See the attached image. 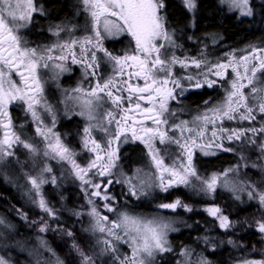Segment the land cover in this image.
Instances as JSON below:
<instances>
[{
  "label": "snow or ice",
  "instance_id": "snow-or-ice-1",
  "mask_svg": "<svg viewBox=\"0 0 264 264\" xmlns=\"http://www.w3.org/2000/svg\"><path fill=\"white\" fill-rule=\"evenodd\" d=\"M221 3L227 4L229 10H239L243 16L252 15L249 0H221ZM82 4L84 11L91 19L93 34L41 49L28 46V42L21 34V30L31 24L33 14L38 11L34 0H0V131H3V138H0V160L14 155V152L10 151L13 145H22L34 155L39 153V149L33 143L22 139L14 129L9 106L14 102H21L26 105L25 112L30 113L33 122L36 123L37 136L43 137L45 141L43 155L69 163L76 178L84 185H90L96 189L101 187L100 184H93L91 180L86 179V176L93 168L98 169L96 174L99 176L109 175L116 160L119 159L117 154L119 142H129L127 134L130 132L133 142L139 140L149 149L148 155L152 164L160 173L158 186L161 191L167 192L170 188L181 184L194 187L191 184L192 177L201 181L204 186L201 191H215L220 177L213 174L210 179H202L199 176L192 162L193 149L199 148L204 155H215L216 152L212 149L232 151L231 148L224 147L225 137L231 142L247 139V132L264 133V126L248 130H229L223 127L225 120L239 119L252 122L256 120L257 112L264 115V49L252 47L250 52L238 58L233 54H226L227 62H217L209 67V62L206 59L192 58L189 60L188 57L180 59L174 52L169 55V49H174L178 45L173 38V33H170L165 26V17L160 14L165 7L163 0H82ZM183 4L189 12L194 11L197 7L195 0H183ZM61 31L63 29L58 26L53 35L59 36ZM123 34L131 37L134 42L135 47L132 54L126 53L123 57L115 56L104 48L103 41L106 37ZM77 46L82 57L80 60L77 59V54L74 51ZM57 48L62 53L65 51L71 53L73 63H85V71L87 72V69L91 68L93 76L99 69L98 52H103L108 61L112 62L114 72L121 78L125 74V68H128V80L117 81L115 77H110L102 85L97 82L90 91L83 92L82 97H78V99H82V107L87 110L90 121L96 119L95 109L103 106L105 96L112 104V109L105 113L106 125L101 122L97 125H89L84 129V147L90 152L104 153V156L97 155L87 168L81 167L76 162L77 154L62 143L58 134L53 133L55 116H53L52 127H48L43 124L37 111V106L41 103L39 97L43 92L39 76L40 67L48 68L49 62L54 59L61 61L67 59L66 55L53 56ZM189 63L197 69H201L202 66L207 67L206 71L199 72L195 76L184 77L189 82L195 80L196 88H201L204 84L213 88L217 84V80H212L209 77L215 75L223 80L229 68L235 78L230 82V87L226 89L224 99L220 103L194 117L192 122L170 123V117L175 116V112L170 110L169 101L176 100V89H181L180 95H183L187 90L182 86L181 81L174 77L172 68L176 64L187 68ZM55 67L61 71L67 70L63 63L55 64ZM21 69L25 71L22 72ZM13 73L20 76V84L13 79ZM133 77L143 80L144 85L130 83L129 81ZM169 84L172 87H169ZM73 91L82 93L83 90L77 88ZM125 91L128 92L126 98L123 96ZM125 99L128 100L127 108L124 107ZM133 100L136 101L134 106ZM139 101H145L151 107L142 108ZM208 103L205 101L206 106ZM45 110L52 111L51 107L47 105H45ZM133 113H139V116L150 120L155 126H147L144 120L136 118ZM129 121H131V125ZM217 121L220 122L219 126H217ZM113 124L116 125L115 132L112 131ZM209 125L212 126L211 138L207 137ZM93 127H98L108 137L107 147H102L101 143L91 138ZM177 131L180 133L179 137L174 135ZM185 133H187L186 136ZM53 136H55V143L51 138ZM156 140L160 145L165 146L163 151H167L168 145H177L182 150L181 156L186 154L187 164L181 160L178 167L175 163L172 166H166L162 150L155 147ZM114 142L117 143L115 149L112 147ZM89 143L92 147H89ZM251 143L255 144V140H252ZM261 150L264 151V145H261ZM104 159L107 160V163H102ZM43 171L51 172L52 169L45 167ZM230 171L233 169H229L223 174L225 178ZM165 173L168 174L167 182H165ZM28 179L39 198L38 201L34 199L33 202L37 203L42 211L54 216L55 213L48 207L41 194V186L47 183V180L42 176H29ZM55 182V177H53L52 183ZM111 182L109 180V183ZM143 183L141 181V184ZM129 184L131 185L129 188L131 195L138 196L140 193L136 186L132 185L131 181ZM225 186H227L226 179ZM254 191L248 192L249 199L255 198ZM93 195L99 196L100 193L97 191ZM102 198L111 199L106 195ZM259 202L261 206H264V193L259 194ZM89 203L93 202L89 200ZM181 206L186 211H192L179 199L172 203L159 205L160 208L173 211ZM104 207L108 212L115 211L107 203ZM206 211L209 215L216 216L220 220L221 228L230 227L228 217L220 215L218 207L208 208ZM90 215L97 217L93 230H98L111 238L99 241L103 244L101 254H113V259L118 261V264H155L158 254L172 251L167 234L174 229L161 219H146L121 213L116 221H110L107 216L99 218L95 207L92 208ZM109 225L111 226L109 227ZM45 230L46 226L40 229L41 232ZM258 230L264 233V223H259ZM68 235L71 236L72 233L69 232ZM229 242L231 243V241ZM119 243L127 244L131 254L121 257L118 254ZM73 247L80 253L82 264H94L92 257L85 255L75 244ZM0 264H7V262L0 257ZM201 264H207V262L202 261ZM244 264H264V261H245Z\"/></svg>",
  "mask_w": 264,
  "mask_h": 264
},
{
  "label": "flooded vegetation",
  "instance_id": "flooded-vegetation-1",
  "mask_svg": "<svg viewBox=\"0 0 264 264\" xmlns=\"http://www.w3.org/2000/svg\"><path fill=\"white\" fill-rule=\"evenodd\" d=\"M178 6H180L186 13L187 18L184 21V29H181L182 25H179L177 23H174L170 20L169 14L166 7V1L163 0V3L165 7L161 10V15L165 17V26L167 30L170 33H173V38L178 45V47L174 49H169V55H171L172 52L175 53L177 57L180 59H184L185 57H188L189 60L192 58L196 59H206L210 61V65L215 64L217 62H227L228 56L226 54H233L236 57L237 56H243L246 55V53L250 52L251 45H254V47L259 48L260 44H256V42H251L250 40H246L243 42L238 43H224L223 37H219L216 40L212 39V36H209L210 32L206 33H194L195 30V22H196V16H197V9H198V2H196V9L192 12H189L187 8L183 4V0H173ZM34 5L38 9L37 12L33 14L32 22L31 24L21 30V34L23 35L24 39L28 42V46L33 48H48L52 47L56 44H62L65 41H69L71 39H81L86 35H92V24L91 19L89 15L84 11L82 0H72L68 15L61 16L59 18L55 17H49L45 10L44 6L40 2V0H34ZM215 5L218 10L221 11L223 16L231 17L234 19L235 22H239L241 20H250L252 16H240L237 13H234L232 10L225 11L223 7L221 6V3L219 0H215ZM42 11V14H41ZM63 29V31L60 32L59 36L53 35V32L57 29V27ZM246 29H249L246 27ZM162 42V41H161ZM103 46L106 48L110 53H112L115 56L123 57L126 53L132 54V51L135 47L134 42L131 40V37L127 36L126 34L114 36V37H106L103 41ZM74 51L77 54V59H82L80 54V49L77 46ZM61 55H66V60H59L54 59L53 61L49 62V67L44 68L40 67L39 69V76L41 80V84L43 87V92L40 94V105L37 106V111L39 115L41 116V119L43 121L44 125H47L48 127H52L53 125V116H55V126L52 127V131L55 134H58L60 136V139L62 143L70 147L77 155L75 156V159H92L90 151L84 147V139H85V133L84 129L86 127H89V123H85L84 120L81 117L80 111L77 110V103L82 102V99H78V97H82L83 92L90 91L91 88L95 87L97 82H99L101 85L108 80L110 77H115V79L118 81L120 79L128 80V68H125V74L121 78L120 76L116 75L114 72L113 67L108 66V70L106 68L107 62H109L112 66V62L108 61L107 57L104 56L103 52H98L97 55L99 57V69L95 76L92 75V69H87V72L85 71L86 64L85 63H73L72 62V55L71 53L65 51L61 52L59 48L55 50L53 53L54 57H59ZM220 56L218 60L213 62L215 60V57ZM206 57V58H204ZM90 60V57H89ZM213 62V63H212ZM63 63L66 71H61L59 68L55 67V64ZM190 64V63H189ZM207 68V67H205ZM203 68L200 69V71ZM22 72H24V69H21ZM135 71V69H133ZM174 77L179 79L181 81L182 86L187 89L184 91L183 95H180L181 89H176L175 95L176 100H170L169 101V108L171 111L175 112V116L170 117V123H180L181 121H189L192 118L197 116V112L205 106V101H208V104H211V106L216 105L220 103L226 94V89L230 87V82L235 78L234 73H232L231 69L229 68L226 72L225 79L220 80L215 75L210 76L209 78L212 80H217V84L213 88H209L207 84H204L201 88H196L194 85L196 83L195 80L189 82L188 80L184 79V77L188 76L185 67H181L179 64H176L172 68ZM199 71V72H200ZM26 75V72H25ZM13 79L20 84V76L13 73ZM133 85L139 84L140 86L144 85L143 80H137L135 77H133L130 81ZM23 88V85H21ZM169 87H172L171 84H169ZM80 88L82 89V93H77L73 91L74 89ZM202 90H206L209 92L207 97L203 99L201 102H198L196 105H192L190 102H188V95L192 93H201ZM245 91H248V89H245ZM119 94V93H117ZM123 96L126 98L128 96V92H123ZM77 100V101H76ZM76 101V102H75ZM136 103L135 100L132 101V104ZM141 104V107H151V105L147 104L145 101H139ZM45 105L50 106L52 111L48 112L45 110ZM124 107H128V100H124ZM26 105H24L21 102H14L9 106V112L12 118V123L14 126L15 131L21 135L22 139H25L27 141L34 142L37 146L43 147L45 149V141L43 137L37 136L36 134V123L33 122L32 116L30 113L25 112ZM112 109V104L108 100V98L105 96V103H103L102 107H98L95 110L103 115L102 120L104 121V124L106 125L107 121L104 119L105 113L108 110ZM123 113L121 112V115ZM133 115L138 118L144 120V123L147 126L154 127L155 125L152 124L150 120L145 119L144 117L139 116V113H133ZM119 119V116L117 117ZM65 122H71L68 125H65ZM129 124L131 125V121H129ZM220 125V122L217 121V126ZM250 125V122L241 124L239 122H236L235 120L229 121L225 120L223 122V127L229 130L237 129V130H248L247 126ZM163 127V126H162ZM116 125H112V131L115 132ZM103 136L101 139H96L100 143H103L102 146L106 145L105 139L108 140V137L105 136V134L100 131ZM33 133V135H32ZM29 134L31 137L27 136ZM128 140L129 142L124 143L123 141H120L119 144V151H118V161L120 163H123L124 159H128V156L130 153H132L131 159H134V161H131L129 164V168L135 166L139 167L141 169H149L150 167V156L147 155L149 152V149L145 146V144L141 143L139 140L132 141L131 139V133L128 134ZM0 136L3 138V131H0ZM53 140V143H55V136L51 137ZM261 139V138H260ZM97 141V142H98ZM250 135L249 132H247V139L242 140H233L229 142L227 138L225 137L223 140V145L226 148H231L232 151H219L216 150V154L212 155L211 157L215 158L221 155H227L229 156V162L226 164H232L236 159H250ZM98 142V143H99ZM90 144V143H89ZM155 147L157 148H165V146L160 145L159 141L156 140L154 142ZM114 149L117 147V143H113ZM90 147V145H89ZM173 147H177L175 144H171L167 146V151H164L165 154H168L166 160V163L174 162V159H171L174 157V155L177 154V152L172 151ZM135 148V150H133ZM43 150H40L39 152H42ZM97 155L104 156L103 152L95 153L93 155V159H96ZM47 159H51L49 157H46ZM150 158V159H148ZM202 156H199L197 153L193 151V157L192 159H201ZM136 159V160H135ZM169 159V162L167 160ZM219 169V168H218ZM134 170H131V172ZM250 173L249 167L247 168L246 174ZM100 176L98 177V179ZM97 184H102L100 181ZM103 191H106L111 189L113 198L116 201V198L118 201H122V198H120L119 194H121V190L118 188L114 189L111 187V183H109V180L106 181L105 186L100 187ZM99 188V189H100ZM57 187L50 188L48 186L43 188L42 193L45 195L47 202L49 201L51 207H56L54 210L56 217L55 220H52L50 217H47L48 219L40 220L36 218H30L38 213H32V204L29 203L22 194L18 193L19 191H15L17 193V197L19 198L20 204H23L20 208H17L14 211L9 212L7 211L8 216L13 218L12 216L16 217V221L23 225V227L26 229V232L34 231L32 225L42 224V227L46 226V230L40 233H43L44 235L52 234L54 231L57 232L58 229L56 226H54L55 223H72L69 219L65 220L62 219L64 209H60V203L58 204V201H54L51 197H47L50 195H54V192H56ZM70 189L73 188H66V192L71 193ZM79 193L81 192L83 195V191L80 187H78ZM52 190V191H51ZM65 192V191H60ZM68 193V194H69ZM165 196L170 197L171 201L174 202L177 199H179L183 205H186L187 195H186V186L185 185H177L172 188H170ZM74 196L76 195L74 192ZM172 196V198H171ZM85 195L83 196L84 200ZM216 197V196H215ZM217 197H219V194H217ZM216 199V203L213 204V207H218L220 209V215L228 217V221H230L229 215L226 214L225 211L230 213L229 208L234 203L232 200H228L229 204L226 206H220L219 205V199ZM66 197L62 200L65 201ZM74 200V197H72ZM71 199V200H72ZM79 201H82V196L80 194V197L77 198ZM193 199V198H192ZM70 200V201H71ZM198 199L195 198V201ZM26 202V203H25ZM120 204H123L122 202H119ZM116 204V203H115ZM132 209L136 207L137 210H142L144 208L138 209L137 205H131L127 204ZM240 207V205H238ZM212 204L208 206V208H213ZM149 209V208H148ZM185 208L183 206L178 207L175 211L176 214L180 215L182 213L183 216H185L184 212ZM259 212V210H257ZM74 214V212H73ZM67 213V216L74 218V216H71ZM207 215V214H206ZM233 215V214H232ZM260 215H262L260 213ZM62 216V217H61ZM78 217V216H77ZM9 218V217H8ZM211 220L214 221L215 224L220 226V220L216 216L209 217ZM37 221V223L35 221ZM9 221H11L9 219ZM32 229V230H29ZM223 230V228H221ZM225 229V228H224ZM69 232L73 234V226L69 228ZM86 232V231H85ZM217 233L220 232L219 237H223V232L216 231ZM88 237L87 241L83 243L84 248L88 251V256L91 254L98 255L101 253V243L99 241H102V239L95 240L93 238V234L91 232H86ZM218 237V235H217ZM218 237V238H219ZM49 239V238H48ZM89 243L87 245L86 243ZM259 243H260V249H262V252H260V257H264V235L260 232L259 236ZM52 244V243H51ZM53 246V245H52ZM51 246V247H52ZM125 245H122V248ZM127 247V246H126ZM54 249V246L52 247ZM9 254H12L9 252ZM126 255V251L123 252ZM85 254V253H84ZM87 255V254H85ZM104 259L107 260H114L112 257V254H103ZM263 255V257H262ZM19 257H24L23 254H19ZM97 257V256H96Z\"/></svg>",
  "mask_w": 264,
  "mask_h": 264
},
{
  "label": "rangeland",
  "instance_id": "rangeland-1",
  "mask_svg": "<svg viewBox=\"0 0 264 264\" xmlns=\"http://www.w3.org/2000/svg\"><path fill=\"white\" fill-rule=\"evenodd\" d=\"M219 2L221 3V0H219ZM221 6L223 7L225 11H228L229 7L227 4L221 3ZM262 6H264V0H249V7L251 8L252 15H255V11L259 10ZM232 11L234 13H237L240 16H243L241 15L239 10H232ZM262 41L263 42L257 41L256 44H260L259 48L264 49V40ZM252 47H254V45H251L250 49ZM238 57L239 56H237V58ZM219 58L220 56L215 57V60L213 62H215ZM208 62H209L208 64L209 66L211 63L210 61ZM108 66L113 67L109 62H107V66H106L107 70H108ZM202 68L203 69L200 71V69H197L191 64H189L188 67L185 68V71L187 75L195 76L197 73H199V71L202 72V71L207 70L205 66H202ZM212 107L213 105L211 106V104H207V106L205 105L204 107H202L199 110V112H197L196 114L200 115L204 113L208 108H212ZM77 110L80 111V113L82 112L84 113L83 115H81V117L86 124L89 123V125H97L98 123H101V122L104 123V121L102 120L103 115L99 114L96 110L94 113L96 116V119L90 121L88 119V112L85 108L82 107L81 101L77 103ZM262 117H264V115H261L259 112H257L256 120L250 122V125L247 126V128L249 127L248 129H251V128L259 129L262 126H264L262 125V120H263ZM193 119L194 118L191 117L189 122H192ZM235 121L241 124L248 122L247 120L241 121L239 119H236ZM256 122L259 124L254 125V123ZM91 132H92V137H91L92 139H101L103 136V134L100 132L98 127H93L91 129ZM211 132H212V126L209 125L208 132H207L208 138H211ZM174 135L176 137H179L180 136L179 131H177ZM184 135L186 136L187 133H185ZM249 135H250V141H249L250 146H255L256 153L259 152V154L257 153L256 156H254L255 159L252 157L253 158L251 159L252 162H250V159H236L232 164H225L219 169L209 171L207 174H204V176H200L202 179H210L213 176V174L218 175L220 179L217 182L215 191H212V192L201 191V188L204 186L201 184V181L196 180L195 177L191 178V184L194 185V187L186 186V195L189 197H193L194 200L196 198L198 199L197 201L200 202L201 208L199 209V212L197 211L198 213L197 217L201 215V217H203V220L209 223V226L212 227V230L214 231L220 230L221 233L223 232V234L224 233L227 234L228 232L224 228L222 230L221 227L215 224L213 220H212L213 223L210 222L209 217H211V215H209L208 211H206L209 205L212 204V207H213V204L216 203L215 196L217 197V194H219V197H217L218 199L222 198L223 201L232 200L234 203L240 206H247L250 203H255L254 205L258 207L257 210H259L260 213L262 214L259 221L260 223H264V206H261L259 202V194L264 193V151L261 150V145H264V133L260 135L259 132L256 134L249 132ZM27 136L31 137L29 134H27ZM252 140H255V144L251 143ZM105 141H106V145L102 147H107L108 140L105 139ZM28 142L33 143L39 149V151L40 150H43V151L34 155L30 153L27 149H25L22 145H13L10 151H13L14 155L11 157H6L3 160H0V175L3 177L5 182L7 181L11 184L14 181L16 184L15 186L21 189L19 190L18 188L17 191H19L18 193L20 194L23 193L24 198L29 203L31 202L32 213H38L39 215H46V217H50L52 220H54L56 217V214L54 216L48 215V213L42 211L38 207L37 203L33 202L34 199L38 201L39 198L36 196L35 191L32 189V185L28 179L29 176L31 177H41L42 176L44 179L47 180V183H44L41 186V194L43 195L45 200H46V197L42 193L44 187L46 186L50 188L57 187L56 192H54V195H50L47 197L52 196V199L54 201L59 202L65 198L63 193H66V192H60V191H67L66 188H69V187L71 188V185L76 184L78 185V187L81 188V190L83 191L85 195L84 200H83L84 195L80 192L82 196V201H81L82 206L80 208H77L75 211H69L65 209L63 212V217L65 220L69 219L70 216L68 217L67 213H69L70 215L71 212L72 214L74 212V217H76L78 220L80 218L82 219V223H81L82 229L86 232H91L95 240H97V238H101L102 240L105 238H108V239H111V238L107 237L106 234L100 233L98 230L96 231L93 230L94 225L96 223V219H97V217H93L92 215H90L93 207H95L97 212L99 213V218L107 216L110 221H116L121 213H127L132 216L142 217L146 219L158 218V219L163 220L164 222L169 223L171 225V228L174 230H170L167 234V239H168L169 245L171 246L172 251L166 252L163 254H158L156 257L155 264H160V261L167 256H170L172 258V263L174 264L175 262L179 264H201L202 261H206L205 250L210 248V246L207 245V241H209L210 239L211 240L213 239L211 238L212 230L208 229V227L207 228L203 227L202 236H199L201 240L202 239L204 240L202 241L203 245H201L200 247L187 248L186 246H179L178 248H175L173 245H171L170 243L171 236L176 235L183 230H188L189 228H191L192 225H191V221H189L186 215L181 217V215L176 214V211H173L171 209L160 208L159 205L161 204L155 203L156 202L155 199L157 197L162 199L163 197H165L167 193H165L164 191H161L158 186L160 183L159 181L160 173L158 172L156 167L152 164L151 160H150L149 169H141L135 166L131 168L129 167L126 168L123 163H120L118 160H116V164L111 169V173L109 175L100 176V178L98 179L99 175L96 174L98 169L93 168L88 174V176H86V179L91 180L93 184H97L100 181L102 183L101 184L102 187L105 186L107 180H111L112 181L111 187L114 189L118 188L119 190L122 191L121 192L122 196L120 197L122 198V201L125 202L127 201L126 199H130L131 204L138 203L136 204L138 206V209L144 208L142 210H137L135 209L136 207L132 209L128 205L126 204L124 205V203L120 204L119 202H122V201H118L117 198L115 201V199L113 198L111 189L109 188L108 190L103 191L101 188L96 189L90 185L82 184V182L79 179H77L76 176L74 175L72 171V167L69 163L58 161V159H47L43 155L45 151L43 147L37 146L34 142H31V141H28ZM102 144H104V142L101 143V145ZM89 145L90 147H92L91 143ZM112 147L114 149L113 145ZM160 149L162 150V154H163V158H164V162L166 166H172L175 163V165L178 167L181 160H183L184 163L187 164V156L186 154L184 156H181L182 150L179 147L178 148L173 147L172 151L177 152V154L171 158V159H174V162H171V163H166V160H165L168 154L170 153L165 154V152L163 151L164 148H160ZM212 150L216 152L217 149H212ZM218 150L222 151V149H218ZM193 151L197 153L199 156H204V157L212 156V155H204L200 151L199 148H195L193 149ZM90 153H91L92 159H76V162L81 167L87 168L89 163L95 160L93 159V155L97 152H90ZM167 162H169V159L167 160ZM192 162L194 164V159H192ZM102 163H107V160L104 159ZM45 167H50L52 171L44 172L43 169ZM248 167H249L250 172L255 173L258 182L261 181L260 188H257L255 183L253 184L252 180L248 179L247 174H246L247 176H245V172L247 171ZM229 169H233V171L228 172L227 177L225 178L223 174ZM131 170H134V171L131 172ZM164 175L166 177L165 182H167L168 174L165 173ZM53 177H55V180H56L55 183H52ZM225 179L227 180V186H225ZM129 181H131L132 185L136 186L138 193H140L138 196L131 195L129 191V188L131 186L129 184ZM141 181H143L144 183L141 184ZM253 190H255L254 191L255 198L249 199L248 192L253 191ZM97 191L100 193V195L99 196L93 195V193ZM69 194L73 195L72 193H69ZM105 195L108 197H111V199L110 200L103 199L102 197H104ZM237 196H239L240 198L237 199L236 198ZM72 197H76V196L73 195ZM89 200H91L93 203L90 204ZM106 203L109 204L115 211L108 212L107 209L104 207ZM168 203H172V202H168ZM47 204H48V207L51 208L54 212L56 207L54 206L51 207L49 201ZM184 212H187V211L184 210ZM37 216L38 215H36L35 217ZM8 217L4 215L2 212L0 213V221H2V223H0V257H2L7 262V264H15V263L10 262V260L12 259L11 256L8 258L7 255L4 254V251H6V249L9 250L10 253H13L16 256L19 255V253L21 254L23 253L25 257H27L28 262L24 261L21 264H64L63 260L61 259L64 254H62V257L58 255L56 250L52 248L53 246L51 242L49 241V239L44 234L39 233L42 227V224H38L37 221L33 220L37 224L32 225L34 231L32 229H30L32 231L28 229L30 233L28 232L29 236L26 239L24 238L23 239L21 238L12 239L13 238L12 236L13 234H15V229L17 226L14 228L13 224L9 221ZM12 217L16 219L15 216H12ZM241 222L245 223V221H241ZM110 226L111 225H109V227ZM243 229H244V231L242 230L243 234H246L247 229L245 228V224L243 226ZM121 235H123V233H121ZM235 235L237 234H235L234 232V236ZM223 241L224 242L226 241L225 236H223ZM122 245H125V246L122 248ZM239 245H242L239 247L240 249L244 247L249 248L248 246L242 244L240 241H239ZM101 248H103V244L101 245ZM12 250H15V251H12ZM124 251H126V255L131 254V250L127 244L119 243L118 244V254L121 257L125 255L123 253ZM210 251H212V247ZM239 251L236 254V255H239L238 257L242 255V254H239ZM236 255H234V259ZM97 257L99 258L100 262H102V259L103 261L105 260L104 255L101 253H99ZM112 257H113V254H112ZM13 259H16V257L13 256ZM245 261H264V257L261 259L257 257L247 258L243 256L241 258H237L235 261H233L230 264H244ZM116 262L118 263V261ZM206 262L207 264H211L208 261Z\"/></svg>",
  "mask_w": 264,
  "mask_h": 264
},
{
  "label": "trees",
  "instance_id": "trees-1",
  "mask_svg": "<svg viewBox=\"0 0 264 264\" xmlns=\"http://www.w3.org/2000/svg\"><path fill=\"white\" fill-rule=\"evenodd\" d=\"M165 1L170 20L174 23L182 25L181 29H184L183 24L187 18L185 11L180 6H178L173 0ZM40 2L44 6V10L49 17L59 18L61 16L68 15L69 10L71 9L70 4L72 0H40ZM197 2L198 9L194 33L210 32V34L208 35L212 36L213 40H216L219 37H223L224 43H238L246 40H250L251 42H263L262 40H264V6H262L259 10H256L255 15L252 16L250 20H241L239 22H235L233 18L222 15L221 11L218 10L215 5V0H197ZM246 27H248L249 29H246ZM208 94L209 92H207L206 90H202L201 93L189 94L187 99L188 102H190L192 105H196L198 102H201L203 99H205ZM262 118V125H264V117ZM257 122L254 123V125H258L259 123ZM70 123L71 122H65V125H68ZM261 134L262 133H260V135ZM249 149L251 154L250 162H252L251 159H255L254 156H256L257 153L259 154V152L255 153V146H250ZM133 150H135V148ZM131 156L132 153H130L128 159L123 160V164L126 168L129 167V163L131 161H134V159H131ZM228 158L229 156L227 155H221L215 158L202 157L201 159H194V166L199 176H204V174H207L209 171L221 168L223 165L229 162ZM247 175L248 179L252 180L253 184L255 183L257 188L261 187V181L258 182L255 173L250 172L249 174L247 173ZM15 185L16 184L14 181L11 184L7 181L5 182L2 176L0 175V213L2 212L7 217L8 210L9 212H11L16 210L17 208L21 209V206H23V204H20V202L18 201L19 198L17 197V193L15 192L18 187H16ZM71 188L73 189H70V192L73 195L75 192V194H78V196L74 197L73 200V195L68 194L65 191L66 193H63V195L66 197L65 201H62V199L58 202V204L60 203V209L75 211L77 208H80L82 206V202L77 199L80 197L78 185H71ZM119 195V197L122 196L121 194ZM126 200L127 201L125 202L123 201L124 205L131 204L130 199ZM155 200V203L160 204L168 203L171 201L170 197L168 196H165L162 199L157 197ZM136 204L138 203H135L134 205ZM227 204H229L227 200L223 201L222 198H219L220 206H226ZM254 204L255 203H250L247 206L239 207L238 204L232 203L229 208L230 213L225 211L226 214H231L229 215L230 227L225 229L228 233L223 234L225 236V240L227 241L226 243V241H223V237H219L220 234L212 230V227L209 226V223L203 220V217H201V215L197 217V211L199 212V209L201 208L200 202L195 201L194 199H192V197H187L186 205L189 206L192 211L185 212V215L186 217H188L189 221H191V228H193L183 230L180 233L171 236L170 243L175 248H178L179 246H186L187 248L200 247L201 245H203L202 241L204 240H201L199 236H202L203 227H208V229L212 230L211 238L213 239H210V242L207 241V245L210 246V248L205 250L206 261L210 262L211 264H230L237 258H241L243 256L247 258H259L262 249H260V243L258 239V237L260 236L258 226L260 223L259 219L262 215H259L260 211H257L258 207ZM37 215V217H35L36 215L33 217H29V219L34 217L40 220L48 219L46 215ZM180 215L181 217H183L182 213ZM71 216H74V214H72ZM9 219L11 220L12 218L9 217ZM14 220L15 219L13 218L10 221L13 224L14 228L17 226L15 229V234H13L12 236V239H26L29 236V233L26 232V229L23 227V225L19 224L17 221ZM69 220L72 223H55L54 226L57 227L58 231H54L52 234H48V238L54 246V249L56 250L57 254L61 257L62 254H64L61 259L65 262V264H82V257L80 253L76 250V248L73 247V245L75 244L76 246H78L80 251L87 254L88 256V251L83 246V243L88 240L86 239L88 235L82 229L81 218L78 220L76 217H74L73 219L72 217H69ZM209 221L212 222V220L210 219ZM241 221H245V223ZM244 224L245 228L247 229L246 234H243ZM71 226H73L74 232L71 236H69L68 233L69 228H71ZM234 232L237 235L234 236ZM217 235L219 238L217 237ZM229 241H231V243ZM239 241L242 244L248 246L249 248L244 247L240 249L239 247L242 245H239ZM86 244L89 245L88 242ZM211 247L212 251H210ZM238 251L239 254H242L240 255V257H238L239 255H236ZM234 255H236L235 259ZM96 256V254L90 255V257H92L93 259L94 264H118L115 260L105 259L103 261L102 258V262H100L99 258ZM15 257L16 259H13V261L16 264H20L21 261H23V258L20 259L18 256ZM176 263L177 262H175V264ZM160 264L174 263H172V258L170 256H167L160 261Z\"/></svg>",
  "mask_w": 264,
  "mask_h": 264
}]
</instances>
